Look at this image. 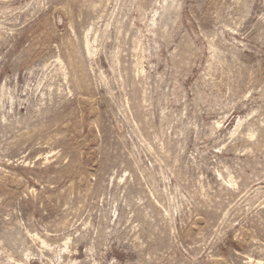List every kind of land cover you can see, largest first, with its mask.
I'll use <instances>...</instances> for the list:
<instances>
[{
    "label": "rangeland",
    "instance_id": "rangeland-1",
    "mask_svg": "<svg viewBox=\"0 0 264 264\" xmlns=\"http://www.w3.org/2000/svg\"><path fill=\"white\" fill-rule=\"evenodd\" d=\"M0 264H264V0H0Z\"/></svg>",
    "mask_w": 264,
    "mask_h": 264
},
{
    "label": "bare ground",
    "instance_id": "bare-ground-1",
    "mask_svg": "<svg viewBox=\"0 0 264 264\" xmlns=\"http://www.w3.org/2000/svg\"><path fill=\"white\" fill-rule=\"evenodd\" d=\"M88 52H89V50H88Z\"/></svg>",
    "mask_w": 264,
    "mask_h": 264
}]
</instances>
